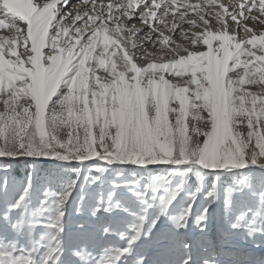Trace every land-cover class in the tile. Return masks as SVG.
Segmentation results:
<instances>
[{"label":"snow or ice","instance_id":"obj_1","mask_svg":"<svg viewBox=\"0 0 264 264\" xmlns=\"http://www.w3.org/2000/svg\"><path fill=\"white\" fill-rule=\"evenodd\" d=\"M0 30V264H264V0H0Z\"/></svg>","mask_w":264,"mask_h":264},{"label":"rangeland","instance_id":"obj_2","mask_svg":"<svg viewBox=\"0 0 264 264\" xmlns=\"http://www.w3.org/2000/svg\"><path fill=\"white\" fill-rule=\"evenodd\" d=\"M6 32H7V30H0V35H4V34H6ZM20 174H21L20 171L17 170L16 175H20Z\"/></svg>","mask_w":264,"mask_h":264},{"label":"bare ground","instance_id":"obj_3","mask_svg":"<svg viewBox=\"0 0 264 264\" xmlns=\"http://www.w3.org/2000/svg\"><path fill=\"white\" fill-rule=\"evenodd\" d=\"M189 2L195 3V2H198V0H189Z\"/></svg>","mask_w":264,"mask_h":264}]
</instances>
